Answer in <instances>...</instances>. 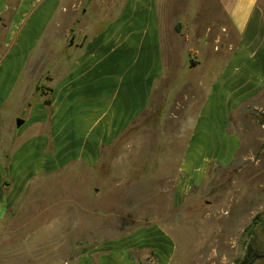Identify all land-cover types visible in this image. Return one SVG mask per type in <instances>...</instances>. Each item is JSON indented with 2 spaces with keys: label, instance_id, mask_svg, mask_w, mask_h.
Wrapping results in <instances>:
<instances>
[{
  "label": "rangeland",
  "instance_id": "obj_1",
  "mask_svg": "<svg viewBox=\"0 0 264 264\" xmlns=\"http://www.w3.org/2000/svg\"><path fill=\"white\" fill-rule=\"evenodd\" d=\"M80 1L87 24L80 29L100 34L134 0ZM151 1L163 21L167 77L145 117L103 149L96 167L73 163L35 176L31 164L47 154L2 149L0 264H75L149 226L173 239L164 264H264V92L230 116L238 145L226 163H206L195 180L181 171L193 119L224 63L213 51L218 31L227 28L226 42L235 41L233 0ZM257 4L264 11V0ZM7 108L11 118L25 117Z\"/></svg>",
  "mask_w": 264,
  "mask_h": 264
},
{
  "label": "crops",
  "instance_id": "obj_2",
  "mask_svg": "<svg viewBox=\"0 0 264 264\" xmlns=\"http://www.w3.org/2000/svg\"><path fill=\"white\" fill-rule=\"evenodd\" d=\"M143 1L123 2L103 33L92 34L80 29L87 26L80 0H0V153L47 154L31 164L35 176L73 163L94 168L103 149L145 117L169 65L158 6ZM233 1L235 41L226 42L227 28L218 31L221 47L213 51L224 63L193 119L181 164L187 180L206 163L229 160L238 145L230 116L264 92V11L257 0ZM9 106L25 117L11 118ZM174 248L169 234L149 226L101 243L75 264H164Z\"/></svg>",
  "mask_w": 264,
  "mask_h": 264
}]
</instances>
